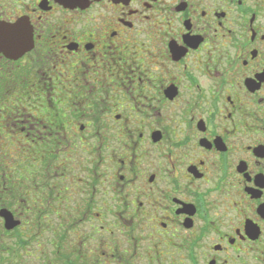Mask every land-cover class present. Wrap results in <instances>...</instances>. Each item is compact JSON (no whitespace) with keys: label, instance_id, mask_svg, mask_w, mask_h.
Masks as SVG:
<instances>
[{"label":"flooded vegetation","instance_id":"1","mask_svg":"<svg viewBox=\"0 0 264 264\" xmlns=\"http://www.w3.org/2000/svg\"><path fill=\"white\" fill-rule=\"evenodd\" d=\"M0 264H264V0H0Z\"/></svg>","mask_w":264,"mask_h":264}]
</instances>
